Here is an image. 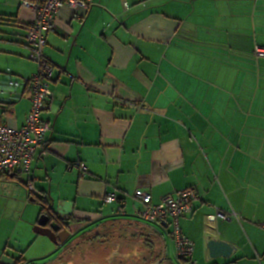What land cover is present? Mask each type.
Here are the masks:
<instances>
[{"label": "crops", "instance_id": "obj_1", "mask_svg": "<svg viewBox=\"0 0 264 264\" xmlns=\"http://www.w3.org/2000/svg\"><path fill=\"white\" fill-rule=\"evenodd\" d=\"M26 1L0 0V124L12 128L25 123L37 69ZM75 12H59L44 49L55 68L45 154L30 174L0 177V264H36L20 249L39 242L37 198L75 219L62 246L42 236L56 247L43 264L78 259L92 240L101 264H176L171 230L140 218L135 193L156 204L191 186L198 197L181 228L197 263L217 264L207 243L221 240L234 250L217 262L264 264V59L253 54L264 47V0H94Z\"/></svg>", "mask_w": 264, "mask_h": 264}, {"label": "built area", "instance_id": "obj_2", "mask_svg": "<svg viewBox=\"0 0 264 264\" xmlns=\"http://www.w3.org/2000/svg\"><path fill=\"white\" fill-rule=\"evenodd\" d=\"M94 0H36L26 1L24 6L35 12L34 22L22 26L23 40L29 45L30 58L37 70L25 81L30 87V110L26 115L25 123L20 128L7 127L0 124V177L6 175H28L36 157L45 154V138L52 130L49 123L43 120L42 114L48 109L53 98L50 85L54 81L55 68L52 67L44 49L47 46V37L57 26V16L63 8L73 12L77 10L89 11ZM74 17L79 16L74 13ZM253 54L264 59V47L255 45ZM11 87H18L19 82L8 81ZM79 173L85 176V163L75 164ZM198 195L194 187L175 190L162 197L159 202L152 204L150 194L136 192L135 198L143 209L140 218L148 223H166L171 230L170 236L174 241L177 259L182 264H198L194 257V242L189 239L181 228V220L192 216L193 202ZM106 202H115L114 195H107ZM217 211V210H216ZM224 221L229 215L216 212ZM215 220V217L210 220ZM264 260V256L260 260Z\"/></svg>", "mask_w": 264, "mask_h": 264}, {"label": "rangeland", "instance_id": "obj_3", "mask_svg": "<svg viewBox=\"0 0 264 264\" xmlns=\"http://www.w3.org/2000/svg\"><path fill=\"white\" fill-rule=\"evenodd\" d=\"M37 70V69H36ZM29 204V203H28ZM32 207H34V209H39V206L33 203H30ZM31 208V207H30ZM33 233V230H32ZM9 232L5 231V227H2V229L0 230V241L2 239V236L8 235ZM39 242H35L33 243L31 246H28V244H26V246L24 245L22 247V249L20 250H25L24 252V259L28 260V261H34L36 264H43L45 263V261L42 258L45 257H49L52 253L55 252V248H52V245H50L51 243L45 240V238H43L42 236H39V238L37 239ZM92 246L89 244L86 245V243H84V248L81 250L82 253L81 255L78 257V259L75 260H57L52 262L51 264H101L105 261L104 256H102L103 251H102V247L101 249L98 247V245L96 244L95 240L91 241ZM54 247V245H53ZM112 247V246H110ZM9 249V248H8ZM80 249V248H79ZM2 252V249H0ZM10 251H12L11 249H9ZM172 253L174 254L173 259L175 261L176 264L177 263V256L175 253V249L174 252L172 251ZM20 253L17 252V256ZM88 254V256H87ZM74 256V255H72ZM70 256V257H72ZM87 256V257H86ZM51 257V258H50ZM50 259H54L55 257L50 256ZM114 258L111 261V264H117L116 262H114ZM219 260V259H218ZM218 260H215V262L217 264H221L220 262H217ZM99 262V263H98ZM101 262V263H100ZM106 263H108V261H106ZM214 264V263H213ZM236 264H241V263H236Z\"/></svg>", "mask_w": 264, "mask_h": 264}, {"label": "water", "instance_id": "obj_4", "mask_svg": "<svg viewBox=\"0 0 264 264\" xmlns=\"http://www.w3.org/2000/svg\"><path fill=\"white\" fill-rule=\"evenodd\" d=\"M46 214H41L37 220V225L33 229L37 235L45 236L51 240L54 244L62 246L65 241L69 238L70 234L66 228L61 229L60 225L55 221H51ZM61 230V231H60ZM61 235H64L61 237ZM207 248L210 254V258L218 260L219 258L227 260L231 257L233 250L231 245L221 241L212 240L207 243ZM225 264H236L235 262H229Z\"/></svg>", "mask_w": 264, "mask_h": 264}, {"label": "trees", "instance_id": "obj_5", "mask_svg": "<svg viewBox=\"0 0 264 264\" xmlns=\"http://www.w3.org/2000/svg\"><path fill=\"white\" fill-rule=\"evenodd\" d=\"M30 1H36V0H30ZM31 24V23H30ZM24 25V24H23ZM21 25V27L23 26ZM27 25V24H26ZM13 177H16L17 175L11 174ZM11 175H7V176H11ZM37 204L40 206V214H46L48 217H50L53 221H55L56 223H58L60 226H62V228H66L68 229L70 227V224L75 220V219H67V220H60L55 213H50V210L48 208V203L46 200H44L43 198H37ZM87 239L85 240L84 238H79V240L76 242L77 246H80L82 244V242H86ZM17 262L15 264H24V260L21 259V257H19L17 260Z\"/></svg>", "mask_w": 264, "mask_h": 264}, {"label": "flooded vegetation", "instance_id": "obj_6", "mask_svg": "<svg viewBox=\"0 0 264 264\" xmlns=\"http://www.w3.org/2000/svg\"><path fill=\"white\" fill-rule=\"evenodd\" d=\"M51 221H53V220L50 218V219H49V224H50ZM60 228L63 229L62 226H60ZM60 231H61V230H60ZM62 236H64V235H61V237H62Z\"/></svg>", "mask_w": 264, "mask_h": 264}]
</instances>
